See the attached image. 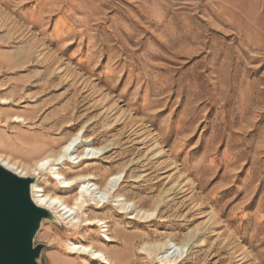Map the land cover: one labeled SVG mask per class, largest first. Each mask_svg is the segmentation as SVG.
<instances>
[{"label":"rangeland","instance_id":"rangeland-1","mask_svg":"<svg viewBox=\"0 0 264 264\" xmlns=\"http://www.w3.org/2000/svg\"><path fill=\"white\" fill-rule=\"evenodd\" d=\"M77 134L106 149L67 177L121 175L152 215L111 201L73 229L51 211L38 264H102L69 240L112 264H164L169 241L166 264H264V0H0V155L28 166ZM31 177L33 200L73 199Z\"/></svg>","mask_w":264,"mask_h":264},{"label":"bare ground","instance_id":"bare-ground-1","mask_svg":"<svg viewBox=\"0 0 264 264\" xmlns=\"http://www.w3.org/2000/svg\"><path fill=\"white\" fill-rule=\"evenodd\" d=\"M79 136L80 134L73 136L63 144L58 151L44 155L28 166L21 165L2 154L0 155V164L24 177L45 174V178H48L53 182L59 191L67 193L75 191L73 199L69 200L60 194L47 193L39 184H35L33 187L35 203L39 207L55 212L60 220L73 229H79L82 227L81 224L84 222V211H86L87 208H90L93 205H96L97 208H103L106 204H110L111 201L116 202V206L124 212H127L129 208H131V211L135 213L136 216L142 215L143 217H150L152 214L134 209L133 207L135 204L128 202L124 196L119 194V179L121 175L108 177L104 184L96 182L98 180L94 175H76L71 178L67 177L62 166H67L68 164L81 166L85 161L101 158L102 156L98 157V154H101V152L106 149V147L88 149L90 141L86 140V147L79 151ZM85 226L102 228L104 240L106 242L114 241L109 234H107L109 226L106 222L102 220H97L95 222L88 220V224ZM65 246L70 253L87 255L91 260H96L102 264H112V261L107 254L93 245H85L80 242L75 243L72 240H69L65 242ZM160 246L164 249L161 258L164 260V264H166L168 258H171V250L177 245L169 241L158 245L159 248Z\"/></svg>","mask_w":264,"mask_h":264},{"label":"water","instance_id":"water-1","mask_svg":"<svg viewBox=\"0 0 264 264\" xmlns=\"http://www.w3.org/2000/svg\"><path fill=\"white\" fill-rule=\"evenodd\" d=\"M34 177H23L0 164V264H38L42 247L34 240L53 213L32 197Z\"/></svg>","mask_w":264,"mask_h":264}]
</instances>
